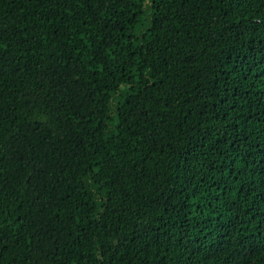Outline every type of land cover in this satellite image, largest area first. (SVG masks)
Here are the masks:
<instances>
[{"label": "trees", "instance_id": "trees-1", "mask_svg": "<svg viewBox=\"0 0 264 264\" xmlns=\"http://www.w3.org/2000/svg\"><path fill=\"white\" fill-rule=\"evenodd\" d=\"M0 264H264V0H0Z\"/></svg>", "mask_w": 264, "mask_h": 264}]
</instances>
